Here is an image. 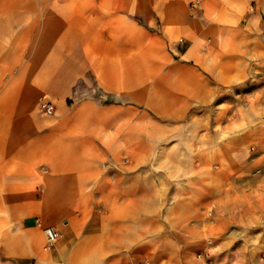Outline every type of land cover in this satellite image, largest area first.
<instances>
[{
    "label": "crops",
    "instance_id": "1",
    "mask_svg": "<svg viewBox=\"0 0 264 264\" xmlns=\"http://www.w3.org/2000/svg\"><path fill=\"white\" fill-rule=\"evenodd\" d=\"M198 1L0 0V264L234 261L264 0Z\"/></svg>",
    "mask_w": 264,
    "mask_h": 264
},
{
    "label": "rangeland",
    "instance_id": "2",
    "mask_svg": "<svg viewBox=\"0 0 264 264\" xmlns=\"http://www.w3.org/2000/svg\"><path fill=\"white\" fill-rule=\"evenodd\" d=\"M250 13H257L264 24V4L251 5ZM261 70V87H264V64ZM253 81V80H252ZM257 86L252 85V92ZM251 104H253L251 102ZM264 114V94L261 99ZM246 106V103H244ZM264 124V117L261 120ZM262 130V136L259 143L255 144V148L251 150V156L248 159V165L245 171L244 180L236 181L235 186L242 187L247 191L243 195L234 193L231 186L229 196L219 198V206H228L235 209V215L244 217L252 222L249 230L244 231V238L236 240L233 247L232 255L234 261L231 264H264V126L259 127ZM261 134V133H260ZM222 190V187H220ZM244 211V212H243ZM256 221V222H255ZM243 234V231H240ZM206 245L210 248L216 247L213 238H205ZM202 255V253L198 254ZM203 258V255L200 259ZM211 264V262H208Z\"/></svg>",
    "mask_w": 264,
    "mask_h": 264
},
{
    "label": "built area",
    "instance_id": "3",
    "mask_svg": "<svg viewBox=\"0 0 264 264\" xmlns=\"http://www.w3.org/2000/svg\"><path fill=\"white\" fill-rule=\"evenodd\" d=\"M201 0H199L197 3H193L191 5L192 9H196L198 7V4ZM44 111L48 114H52L53 113V107L51 105H44ZM46 235H47V239L49 243H55L56 241H58L60 239V233L58 231H56L53 228H47L46 229ZM202 255H199L198 258H201Z\"/></svg>",
    "mask_w": 264,
    "mask_h": 264
}]
</instances>
